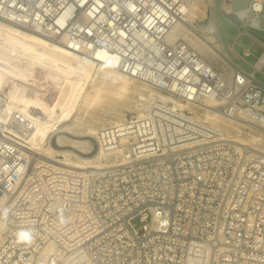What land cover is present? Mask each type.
<instances>
[{
  "label": "built area",
  "instance_id": "2783aa9c",
  "mask_svg": "<svg viewBox=\"0 0 264 264\" xmlns=\"http://www.w3.org/2000/svg\"><path fill=\"white\" fill-rule=\"evenodd\" d=\"M194 1L0 0V19L175 100L100 127L94 148L113 152L100 167L29 164L0 128V264H264V155L204 115L238 119L240 133L264 127V43L252 71L228 68L217 28L219 63L208 59L170 34ZM218 1L264 37V2L240 16Z\"/></svg>",
  "mask_w": 264,
  "mask_h": 264
},
{
  "label": "bare ground",
  "instance_id": "6f19581e",
  "mask_svg": "<svg viewBox=\"0 0 264 264\" xmlns=\"http://www.w3.org/2000/svg\"><path fill=\"white\" fill-rule=\"evenodd\" d=\"M208 1L195 0L190 4L184 12L185 21L174 25L170 34L175 39L182 38L205 57L219 63L218 54L213 48L221 47L217 34L199 30L208 27L209 15L205 11V7L209 6ZM256 3L261 6L262 1L256 0ZM230 6L227 3L226 8L229 9ZM239 14L248 15L245 5ZM212 16L213 23L214 15ZM193 21L197 28L193 27ZM263 58L264 54L261 59ZM228 59V68L237 65L230 56ZM256 66H260V63ZM137 81L121 71L96 65L49 39L0 19V97L2 96L3 101L0 128L4 127L23 140L22 154L30 160L29 164L50 162L61 167L82 169L103 166V160L112 162L110 154L113 152L105 151L103 147H98L91 156H83L70 149H57L48 143V140L58 132L77 136L80 135V130H87L82 135L96 137L100 127L92 128L81 119H85L94 106L99 105L104 97L112 93L122 99L132 92L136 99L145 101L146 106L135 115L147 111L151 101L175 102L172 97L146 89ZM5 86H9L7 93L4 92ZM203 103L210 107L211 111H215L212 107L217 101L204 99ZM75 112H78V116L72 119ZM14 114L21 119L20 124L15 122L16 129H12L9 122ZM204 115L209 116L212 124L223 128L227 133L230 134L229 128L236 132V138L233 140L235 143L248 144L249 139L254 151L264 155V127L254 133H247L248 136L245 137L237 131L240 127L238 119L230 121L217 113ZM71 119L70 123L65 124ZM122 122L114 121L112 124ZM228 122L232 124L229 126ZM56 141L60 145H71L82 152L89 153L92 150L89 140L73 139L60 134ZM56 155H62L64 158H57ZM5 231L6 227L0 219V242L4 239Z\"/></svg>",
  "mask_w": 264,
  "mask_h": 264
},
{
  "label": "rangeland",
  "instance_id": "374dc122",
  "mask_svg": "<svg viewBox=\"0 0 264 264\" xmlns=\"http://www.w3.org/2000/svg\"><path fill=\"white\" fill-rule=\"evenodd\" d=\"M247 1L248 0H233V6L235 9L240 8V7L244 6L247 3ZM205 11L209 15L210 26L208 23L207 28H205V29L199 28V30L203 29L204 30L203 32L214 33L215 32V25H216L218 28V31L221 35L224 46L226 47L228 54L230 55L231 59H233V61L236 64L240 65L245 70L252 71L251 64H253L255 62L256 58L262 53L263 47L256 40V39H258L262 43H264V37L262 35V32L255 30V29H252L248 26L245 28V31H244L242 28V24L239 22V20L236 18L235 15H225L224 16L221 13L218 0H217V4H216V11L214 14L215 17H214L213 23L211 22V18L213 17L212 16L213 13H212V10L210 9V7L209 6L205 7ZM260 22L262 25H264V13H263L262 17L260 18ZM192 25H193V27L197 28V24L195 23V21L192 22ZM239 30L241 31L240 34L238 33ZM234 39H236V42L234 44V50L235 51L232 48V42ZM244 47H249L251 54H252L250 57L246 58V62H244L238 56L242 53V49ZM262 72H264V65L262 66ZM256 77L264 81V76H262L261 74L257 73ZM137 82L139 84H142L144 88L149 89L148 86L145 85L144 83H142L140 81H137ZM88 86H87V88H88ZM8 89H9V86H5L4 92L7 93ZM144 92H145V90H144ZM133 94L134 93L129 92L128 95L122 99H119L115 95V93L107 95L106 97H104L101 100V103L99 105L94 106L90 110L91 112H89V114L87 115V117L85 119H81V120H83L86 124H88L89 126H91L92 128H95V129H98L99 127L104 126V125H111L114 121L122 122L123 120H125L129 116L135 115L136 113H139L143 109V107H145L147 104V103H144L145 101H140V100L136 99ZM129 99H130V102H129ZM74 116L77 117L78 112L74 113L72 119L76 118ZM72 119L69 120L68 122H66L65 124L70 123V121H72ZM228 123H229V126H230V124H232L230 122H228ZM229 129H228V131L230 132V134H233L232 138L235 139L236 138L235 137L236 132L231 131ZM244 129L245 130L243 132H241L240 134H241V136H245V137L248 136L247 133H249V132L254 133L258 130V129L248 130L246 128H244ZM86 131L87 130H85V131L80 130L79 131L80 135H77V136L68 134L66 132H58L50 138L51 140H49V143L57 149H70L79 155L91 156L92 154H94L96 152V149L94 148V144H93L92 140L90 139V137H94V135H91V136L82 135V133H85ZM245 133H246V135H245ZM60 134L67 135L73 139L89 140L92 143V149L93 148L94 149H93V151L91 150L90 151L91 153L89 152L90 153L89 154L87 152H82L79 149H75L71 145H60L56 141L57 136ZM247 141H248V144H251V142H249L250 141L249 139ZM80 151L82 152V154L80 153ZM84 153H86V154H84ZM63 158L64 157L62 156V159Z\"/></svg>",
  "mask_w": 264,
  "mask_h": 264
},
{
  "label": "crops",
  "instance_id": "0c3cea01",
  "mask_svg": "<svg viewBox=\"0 0 264 264\" xmlns=\"http://www.w3.org/2000/svg\"><path fill=\"white\" fill-rule=\"evenodd\" d=\"M262 1V3L264 2V0H261ZM248 2V1H247Z\"/></svg>",
  "mask_w": 264,
  "mask_h": 264
}]
</instances>
